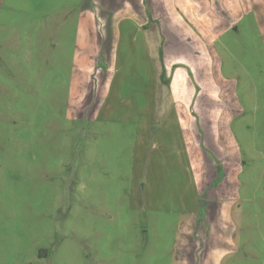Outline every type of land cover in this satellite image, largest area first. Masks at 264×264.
Segmentation results:
<instances>
[{
    "label": "rangeland",
    "instance_id": "374dc122",
    "mask_svg": "<svg viewBox=\"0 0 264 264\" xmlns=\"http://www.w3.org/2000/svg\"><path fill=\"white\" fill-rule=\"evenodd\" d=\"M87 4L0 0V264H178L182 224L190 212L205 216L206 193L197 209V193L185 189L183 174L155 175L162 167L182 173L184 165L172 160L167 144L161 152L152 148L161 122L154 124V113L146 111L151 95L142 91L135 65L129 77L117 73L106 103L94 91L96 67L106 66L96 65L98 32ZM259 8L241 19L239 31L232 27L211 43L212 82L227 104L220 144L240 163L230 171L231 187L227 182L238 200V250L223 264H264ZM160 80L159 88L167 86L165 73ZM205 82L201 91L193 83L197 92L187 97L201 128L222 112L214 85ZM92 91L103 109L83 114ZM141 120L153 123L139 134ZM200 133L211 140L209 127Z\"/></svg>",
    "mask_w": 264,
    "mask_h": 264
},
{
    "label": "crops",
    "instance_id": "0c3cea01",
    "mask_svg": "<svg viewBox=\"0 0 264 264\" xmlns=\"http://www.w3.org/2000/svg\"><path fill=\"white\" fill-rule=\"evenodd\" d=\"M87 3L98 32L96 65L106 66L104 70L96 67L94 91L105 96L101 102L105 99L106 103L117 73L129 77L128 70L135 65L142 91L151 95L144 100L150 107L146 111L154 113V124L161 122L162 133L156 132L152 137V148L161 152L167 144L172 160H179L178 166L184 165L182 173L179 169L170 172V168L162 167L155 175L183 174L185 189L187 186L195 188L197 209L201 207L200 195L206 193L205 216L190 212L182 224L176 252L178 264H223L238 250L235 239L238 227L234 218L238 200L229 196L227 182L231 187L229 175L239 170L240 163L233 155L229 159L220 144L227 104L218 96L222 87L212 82L215 69L211 43H220L232 27L239 31L241 19L256 16L258 6L264 9V0H87ZM259 14L264 16V11ZM163 72L167 86L159 88ZM218 77L224 79L220 73ZM206 80L214 85L215 105H220L222 112L214 123L206 121L201 128L195 123V115L188 111L187 97L197 92L193 83H200L201 91ZM94 91L90 94V106L84 108L83 114H90L91 110L98 114L103 109L104 102L100 104L93 99ZM171 113L175 117L169 120ZM152 123L141 120L135 127L141 134L142 130L152 128ZM206 127L211 129L210 141L206 136L201 138L200 132ZM205 146L211 149L207 148L212 155ZM171 163L169 161L168 165Z\"/></svg>",
    "mask_w": 264,
    "mask_h": 264
},
{
    "label": "trees",
    "instance_id": "16d2710c",
    "mask_svg": "<svg viewBox=\"0 0 264 264\" xmlns=\"http://www.w3.org/2000/svg\"><path fill=\"white\" fill-rule=\"evenodd\" d=\"M164 73H165V72H163V74H164ZM219 177H220V180H221V179H222V177H223V175H222V172H221V171L219 172ZM220 180H219V181H220Z\"/></svg>",
    "mask_w": 264,
    "mask_h": 264
}]
</instances>
